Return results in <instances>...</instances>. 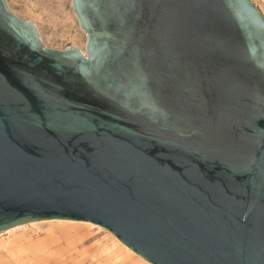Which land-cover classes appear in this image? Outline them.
Listing matches in <instances>:
<instances>
[{
    "label": "water",
    "instance_id": "1",
    "mask_svg": "<svg viewBox=\"0 0 264 264\" xmlns=\"http://www.w3.org/2000/svg\"><path fill=\"white\" fill-rule=\"evenodd\" d=\"M50 50L0 0V233L101 227L150 264H264V19L249 0H71Z\"/></svg>",
    "mask_w": 264,
    "mask_h": 264
},
{
    "label": "rangeland",
    "instance_id": "2",
    "mask_svg": "<svg viewBox=\"0 0 264 264\" xmlns=\"http://www.w3.org/2000/svg\"><path fill=\"white\" fill-rule=\"evenodd\" d=\"M4 1L17 19L36 27L44 48L84 50L86 34L79 27L71 0ZM54 225L42 223L26 227L9 234L10 238L0 233V248L14 245L18 256L9 258V254L0 249L3 252L0 253V264H138L136 257L131 258L115 247L113 235L101 227L94 225L77 232L70 231L71 234L63 239L56 233L55 239L48 240ZM19 239L20 243L15 244L18 241L14 240ZM3 241H9V244L3 245ZM40 253L43 256H39Z\"/></svg>",
    "mask_w": 264,
    "mask_h": 264
},
{
    "label": "bare ground",
    "instance_id": "3",
    "mask_svg": "<svg viewBox=\"0 0 264 264\" xmlns=\"http://www.w3.org/2000/svg\"><path fill=\"white\" fill-rule=\"evenodd\" d=\"M251 3H253V5L256 7H258L260 9V13L264 19V0H249ZM256 7V8H257ZM36 28V27H35ZM40 38V37H39ZM41 40V38H40ZM83 54H84V50H80ZM42 223H50V224H55L51 229V232H50V235L48 236V240H51V239H55V236L54 234L56 235V233L63 238H66L69 236L70 231H73V232H77V231H81L83 229H85L86 227L88 226H94V224L92 225L91 223H87V222H77V221H64V220H51V221H40V222H32V223H29V224H24V225H20V226H16L14 228H11L5 232H3L2 234L3 235H9L11 234L12 232L16 231V230H23L25 229L26 227H30V226H34V225H37V224H42ZM96 226V225H95ZM99 227V226H98ZM53 230V231H52ZM55 231V232H54ZM23 233V232H22ZM21 234V233H20ZM1 235V234H0ZM15 235V234H13ZM12 237V236H11ZM26 237V236H25ZM114 237V236H113ZM9 238H10V235H9ZM14 238V237H12ZM70 238V237H69ZM15 241H18L16 242L15 244L17 243H20V239L19 240H14ZM14 242L11 243L14 244ZM3 245L5 244H9V241H3L2 242ZM37 246V245H36ZM114 246L119 248L120 250H123L124 252H126L128 254V256H130L131 258L133 257H136L137 258V262L138 264H150L148 262H146L145 260H143L141 257H139L138 255H136L135 253H133L131 250H129L126 246H124L122 243H120L115 237H114ZM0 249H4L5 252H7L9 254V258H15V257H18L16 256L17 255V252L15 251L16 248L15 246H11V247H8V246H4L3 248L1 247ZM108 251V250H107ZM0 253H3V252H0ZM2 255V254H1ZM5 255V254H4ZM2 255V256H4ZM39 256H43L40 255ZM38 256V257H39ZM43 258V257H42ZM45 260V257L43 258ZM44 263V262H43ZM2 264V263H1ZM18 264H24V263H18ZM34 264H36V262H34Z\"/></svg>",
    "mask_w": 264,
    "mask_h": 264
},
{
    "label": "built area",
    "instance_id": "4",
    "mask_svg": "<svg viewBox=\"0 0 264 264\" xmlns=\"http://www.w3.org/2000/svg\"><path fill=\"white\" fill-rule=\"evenodd\" d=\"M264 3V2H263ZM259 11V8H256ZM260 12V11H259ZM261 14V13H260Z\"/></svg>",
    "mask_w": 264,
    "mask_h": 264
}]
</instances>
